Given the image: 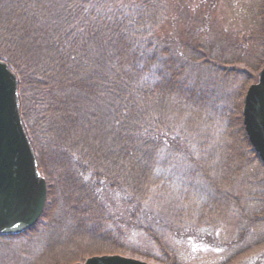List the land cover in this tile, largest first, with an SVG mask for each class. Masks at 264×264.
Returning a JSON list of instances; mask_svg holds the SVG:
<instances>
[{"label": "trees", "instance_id": "16d2710c", "mask_svg": "<svg viewBox=\"0 0 264 264\" xmlns=\"http://www.w3.org/2000/svg\"><path fill=\"white\" fill-rule=\"evenodd\" d=\"M168 4L0 0V59L17 76L20 116L47 184L40 217L60 219L54 220L57 235L142 232L160 244L158 235L165 231L228 246L199 234L197 228L207 227L197 218L205 215L211 225L230 214L240 232L230 244L255 240L244 233L264 220V175L255 180L257 188L246 191L240 177L247 164L258 161L263 172L264 165L245 132L242 100L264 62V0L256 2L252 32L216 28L206 41L209 16L195 24L189 12L184 32L171 42L162 32ZM258 49L263 55L252 65ZM240 76L236 96L218 87L230 88ZM215 104L220 112L210 106ZM184 116L197 122L221 116L227 124L214 137L206 131L199 142L178 125ZM167 190H178L180 204L166 202ZM119 199L129 203L127 213L114 208ZM48 205L53 211L46 215ZM7 238L15 235H0V264L11 261L9 244H3ZM113 240L114 246L104 247L110 253L130 252L158 264H167L165 257L172 254L165 245L155 247L158 256ZM79 244L66 246L72 256L81 253L74 251ZM244 246L232 255L237 264L245 263ZM255 256V264H264V244L250 253V263Z\"/></svg>", "mask_w": 264, "mask_h": 264}, {"label": "rangeland", "instance_id": "374dc122", "mask_svg": "<svg viewBox=\"0 0 264 264\" xmlns=\"http://www.w3.org/2000/svg\"><path fill=\"white\" fill-rule=\"evenodd\" d=\"M256 2L257 0H216L213 3L211 2V0H169V16L163 23L162 32L163 34L167 35L168 39L171 38V42H173V39L175 41L177 38L176 34L179 36V34L181 35L184 32V23L186 21V16L190 12L194 13V21L192 22H194L195 24H199V19H204L203 16L205 14L206 16H209V19L208 21L206 20L205 24V32L208 30V32H206L208 34L204 35L205 37H207L206 39H204V41H206L207 39L210 40L211 36L215 33L213 31L216 28L222 31H234L235 33H250L253 31L254 26L256 25V22H254V11H257L255 10L257 6ZM190 6H192L193 8L192 10H190ZM176 44L177 43H174L172 45ZM263 49H258L256 50V52H252L250 58V62L252 65L258 64L260 57L263 55ZM252 69H255V66H252ZM241 81L242 76H240L237 83L231 84L232 86L229 85L230 88H228L227 84L225 87H223L222 85H220L221 87H218L226 90L224 93L230 94V97L234 95L236 96L238 89H241ZM218 90L222 91L221 89ZM218 105L215 104V107L213 105L210 106L212 107V109L220 112ZM225 124H227V122H225L223 119L221 121V116L216 121H207L202 118V120L197 122L196 117L194 116H192L191 120L190 117L184 116L178 121V125L183 129V131H186V133L190 135L188 136V138H196L199 142L202 141V135L206 131H208V133L212 135L211 137H214L217 128L224 129ZM52 156L49 155V158L53 162L54 158ZM41 157H43L44 159V157L46 158V155L43 154V156ZM245 170L246 171L244 175L240 177V179L242 180L241 182H243V189L245 188L246 191L247 188L251 187L254 190L255 188H257L255 180L262 179L264 175L262 167L258 161H253L247 164ZM41 175L44 176L42 173ZM249 179L254 181V183L246 184L245 181ZM243 193L244 192L242 191V194ZM60 195L62 197L64 196L62 193H60ZM50 196L52 197L49 200L53 198L54 194L50 193ZM167 196L168 199L166 200V202L168 200H171L180 204L179 201L183 200L180 198L181 195H178V190L174 193L170 190H167ZM47 197L48 196L46 195L45 203L48 202ZM115 199L117 198H115L114 196L113 200L115 201ZM124 199H119L117 202H114V208L119 207L124 210V213H127V211L129 210V203L127 204ZM57 204L61 205L60 202H58ZM160 205L161 204L156 205V209H160L165 217L166 214L164 211H162L163 208H159ZM48 207L49 205L46 208V215H48L49 212L53 211V207L51 209H49ZM52 215L54 214L52 213ZM203 216L205 215H202L200 217L201 219L197 218V221L201 224H203L202 222H204L205 224L203 225H206L207 228H203V230L202 228H197L199 229L198 233L205 235V238L207 239H211V237L214 236V238L216 237L222 243L226 242V244L231 248L226 245L212 246L203 242H197L193 239L180 238L175 236V234H172L171 232L165 231L162 232L161 235H158V237L162 240V243L160 242V244L156 239V242L154 241L152 235H145L142 232H123V235H111V237L108 235L109 232L100 233L99 235L97 234V232L92 234L90 233L89 235H82L80 233H78L80 235H57L55 233V229H57L58 225L54 223V220L57 219L60 221L58 217H52L50 220L39 217L38 220L34 223L36 225H32L34 226L32 230H30L29 232L27 231L32 227L31 226L26 231H24V235L22 234L24 232H22L20 233L22 235H15V238L13 239L7 238L8 240H5L3 244H9L10 252H6L8 255L6 258H9V260H11L9 264H70L75 261H82L87 256L110 253L109 249H105L104 247H108L107 245H115L114 242H111V239H114L113 241L116 242H118L117 239H119V241L123 239V243H125L124 246H131L142 251L144 249L147 252L153 253L154 255H158L157 248L155 247H163L164 245L166 247L168 246L167 248L172 251V254L166 255L164 262H166L167 264H232L233 262H235L234 264H237L238 260L236 259V257L233 258L232 255L236 254L235 250L240 248L243 244L245 246L242 248H247L245 252H243L245 254V259H243L244 262L247 264H255L256 261L259 260V257L255 256V258L251 259V261L253 262L250 263L251 257H249V255L253 250L258 249V247H261L264 244V220L259 221V223L253 224L251 229H249L247 233H244V235L254 237V241H249L251 243L244 242L239 246L238 244H234L235 246H233L232 244H230V241H232L237 235H240L238 220L234 216H231L229 214L227 216V219L222 220L220 218H216L214 221H210L211 225H208L209 220L203 219ZM176 221H179V217H177ZM48 222L50 223V226L48 227V229H45L44 227L45 225L47 226ZM77 227L79 228L78 231H81V225H77ZM153 235L155 236V233H153ZM73 241H75V243H80L79 246L75 248L77 250H74L77 252H81L80 254H78L79 256H72L68 251V249L70 248L66 247ZM17 250L19 252H17ZM12 253L16 254L21 263L16 261ZM123 255L145 260L144 257L135 254L132 255V253L130 252L124 253Z\"/></svg>", "mask_w": 264, "mask_h": 264}, {"label": "water", "instance_id": "95a60500", "mask_svg": "<svg viewBox=\"0 0 264 264\" xmlns=\"http://www.w3.org/2000/svg\"><path fill=\"white\" fill-rule=\"evenodd\" d=\"M242 122L248 140L264 163V63L258 79L242 100ZM47 195L46 180L38 170L35 154L23 126L17 95V77L0 59V235L19 234L40 217ZM71 264H156L106 253Z\"/></svg>", "mask_w": 264, "mask_h": 264}, {"label": "bare ground", "instance_id": "6f19581e", "mask_svg": "<svg viewBox=\"0 0 264 264\" xmlns=\"http://www.w3.org/2000/svg\"><path fill=\"white\" fill-rule=\"evenodd\" d=\"M264 63V62H263ZM260 159V158H259ZM261 161V160H260ZM262 162V161H261ZM262 164L264 165V163L262 162Z\"/></svg>", "mask_w": 264, "mask_h": 264}]
</instances>
